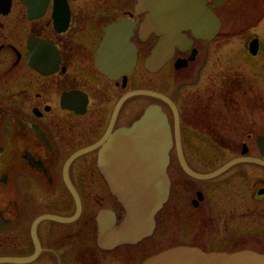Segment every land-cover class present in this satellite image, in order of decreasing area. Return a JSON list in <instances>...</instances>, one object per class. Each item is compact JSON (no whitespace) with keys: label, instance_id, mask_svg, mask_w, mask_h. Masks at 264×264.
Segmentation results:
<instances>
[{"label":"flooded vegetation","instance_id":"obj_1","mask_svg":"<svg viewBox=\"0 0 264 264\" xmlns=\"http://www.w3.org/2000/svg\"><path fill=\"white\" fill-rule=\"evenodd\" d=\"M29 1L0 0V264H140L156 245L262 252L264 164L251 157L264 161V102H246L235 71L213 77L215 37L184 31L186 41L149 70L144 59L159 35L139 32L146 12L136 11V0H36L38 9ZM225 1L206 4L218 14ZM123 20L136 62L130 73L103 71L95 56L105 27ZM161 71L158 86H140L139 74ZM139 88L166 100L133 93ZM139 102H159L168 117L169 193L150 236L105 248L98 212L120 217L122 207L97 165L98 149L108 131L139 116Z\"/></svg>","mask_w":264,"mask_h":264},{"label":"water","instance_id":"obj_2","mask_svg":"<svg viewBox=\"0 0 264 264\" xmlns=\"http://www.w3.org/2000/svg\"><path fill=\"white\" fill-rule=\"evenodd\" d=\"M29 2L33 3V0ZM35 2L33 8L38 9ZM135 9L137 12L147 11L139 32L148 34L154 31L159 35L157 44L145 58L149 70L156 69L160 65L157 63L166 59V51L173 45L185 42L182 31L190 30L196 37L211 39L221 26L219 17L206 0H137ZM131 27V23L123 20L105 28L95 56L96 65L103 71L121 66L122 69L128 68L130 73L137 55L136 48L129 41ZM249 49L257 52L258 38L252 39ZM110 53L116 54L113 57L116 64L108 61ZM154 64L157 66L152 67ZM107 75L114 78L120 74L107 72ZM133 93L151 94L166 100L163 94L144 88ZM172 143L168 117L157 102L149 103L130 125L117 127L104 135L98 149L97 165L124 212L119 224L107 221L113 217L111 210L98 212V243L101 246L112 248L125 243L134 244L153 233L155 216L169 193L167 166ZM257 143L264 153V136H260ZM236 160L225 164L216 173ZM251 160L264 164L257 157H251ZM140 264H264V253L253 249L205 251L179 244L148 255Z\"/></svg>","mask_w":264,"mask_h":264},{"label":"rangeland","instance_id":"obj_3","mask_svg":"<svg viewBox=\"0 0 264 264\" xmlns=\"http://www.w3.org/2000/svg\"><path fill=\"white\" fill-rule=\"evenodd\" d=\"M123 4L124 6L131 5L132 2L126 0ZM220 5L217 9V15L221 21V26L208 49L211 51L213 45L220 46L214 52V55L218 58L213 60V77L220 79L223 74L235 71L234 73H239L237 75L240 76V81L248 89V92L245 93L246 102H264V0H231V2H222ZM253 36L260 40V49L256 54L251 52L249 48L247 52V43ZM201 47L204 49V46ZM240 52L245 54L241 55ZM239 68L241 71L238 70ZM162 74V71L156 73L153 79H150L146 73L139 74V84L140 86H150L152 84L158 86ZM240 94L238 100H242L241 96L243 94L241 91ZM145 103L139 102L140 109ZM146 106L147 104L142 107V110ZM255 116L258 115L255 114ZM147 241L152 242V238H148L144 243ZM262 241H264V238ZM249 245L254 247L251 243ZM259 247L264 253V247ZM126 248L123 247V249ZM158 248H160L158 245L151 247L154 251ZM138 249L141 254L143 251L141 250V243L138 244Z\"/></svg>","mask_w":264,"mask_h":264},{"label":"bare ground","instance_id":"obj_4","mask_svg":"<svg viewBox=\"0 0 264 264\" xmlns=\"http://www.w3.org/2000/svg\"><path fill=\"white\" fill-rule=\"evenodd\" d=\"M167 175H168V173H167ZM169 184H170V181H169ZM121 207H122V205H121ZM123 212H124V208L122 207V214H123ZM122 216L123 215H120V217H117L116 213L113 212V217L110 216L109 219H107V221L110 222V223H112L114 221L115 224H119L122 221ZM102 218H104V217H102ZM102 218H100V219H102ZM96 221H97V225H98L99 224V219L97 217H96ZM130 244H133V243H130ZM224 252H227V251H224Z\"/></svg>","mask_w":264,"mask_h":264}]
</instances>
